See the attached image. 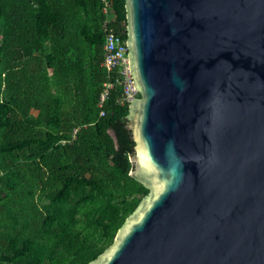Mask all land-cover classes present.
I'll use <instances>...</instances> for the list:
<instances>
[{"label":"water","instance_id":"obj_1","mask_svg":"<svg viewBox=\"0 0 264 264\" xmlns=\"http://www.w3.org/2000/svg\"><path fill=\"white\" fill-rule=\"evenodd\" d=\"M129 175L87 264H264V0H126Z\"/></svg>","mask_w":264,"mask_h":264},{"label":"trees","instance_id":"obj_2","mask_svg":"<svg viewBox=\"0 0 264 264\" xmlns=\"http://www.w3.org/2000/svg\"><path fill=\"white\" fill-rule=\"evenodd\" d=\"M110 2L0 0V264H87L148 193L101 65L105 18L127 37L126 0Z\"/></svg>","mask_w":264,"mask_h":264},{"label":"built area","instance_id":"obj_3","mask_svg":"<svg viewBox=\"0 0 264 264\" xmlns=\"http://www.w3.org/2000/svg\"><path fill=\"white\" fill-rule=\"evenodd\" d=\"M102 10L105 13L110 11V0H102ZM112 14V9H111ZM103 28L105 33L104 40V56L101 65L106 68L108 72L117 70L118 76L116 81L121 85V95L119 102L129 103L131 99L138 96V91L134 87L131 75L129 72V63L127 57V43L126 38L123 37L124 32L113 29L110 26V17L105 18L103 21ZM126 31V28H125ZM112 82H105L103 89L99 95V105L101 106L106 99L108 90L112 87ZM104 114V110L100 111V115Z\"/></svg>","mask_w":264,"mask_h":264},{"label":"rangeland","instance_id":"obj_4","mask_svg":"<svg viewBox=\"0 0 264 264\" xmlns=\"http://www.w3.org/2000/svg\"><path fill=\"white\" fill-rule=\"evenodd\" d=\"M49 72H50V70H49Z\"/></svg>","mask_w":264,"mask_h":264}]
</instances>
